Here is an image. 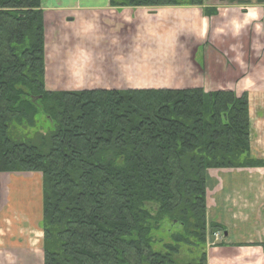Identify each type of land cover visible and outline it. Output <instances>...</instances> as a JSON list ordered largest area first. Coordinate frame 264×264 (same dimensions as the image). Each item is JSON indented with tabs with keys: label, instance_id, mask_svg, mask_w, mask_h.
<instances>
[{
	"label": "trees",
	"instance_id": "16d2710c",
	"mask_svg": "<svg viewBox=\"0 0 264 264\" xmlns=\"http://www.w3.org/2000/svg\"><path fill=\"white\" fill-rule=\"evenodd\" d=\"M204 3L110 0L216 12ZM44 34L41 0H0V172L41 174L43 264H207L208 233L224 231L206 217L207 170L264 167L247 95L51 88Z\"/></svg>",
	"mask_w": 264,
	"mask_h": 264
},
{
	"label": "crops",
	"instance_id": "0c3cea01",
	"mask_svg": "<svg viewBox=\"0 0 264 264\" xmlns=\"http://www.w3.org/2000/svg\"><path fill=\"white\" fill-rule=\"evenodd\" d=\"M210 6L207 16L191 6L41 0L45 75L55 62L58 75H122L123 85L101 88L245 93L250 153L264 159V3ZM123 75L154 79L129 85ZM206 202L208 222L224 228L207 235V264H264V167L207 170ZM42 208L40 173L0 172V264H43Z\"/></svg>",
	"mask_w": 264,
	"mask_h": 264
},
{
	"label": "rangeland",
	"instance_id": "374dc122",
	"mask_svg": "<svg viewBox=\"0 0 264 264\" xmlns=\"http://www.w3.org/2000/svg\"><path fill=\"white\" fill-rule=\"evenodd\" d=\"M114 1H120V0H114ZM214 2L218 3V5H236L235 3H229L228 0H205L204 6H210ZM184 7V6H183ZM190 7V6H187ZM195 8H199L202 10L201 6H191ZM203 12V11H202ZM136 42V41H135ZM88 65V64H87ZM70 67H75V65H71ZM58 63H51L47 67V86L51 88H59L63 89L66 88L68 85H71L74 88H81L82 86H94L98 88V86H121L123 85V80H120L122 75H58ZM72 69V68H71ZM46 73V68H45ZM126 78V82L130 84H145V82L152 81L154 77L152 75H123ZM157 76H166V75H155ZM110 82V83H108ZM42 119V114H40ZM44 118V117H43ZM33 131L35 129H32ZM217 232V231H216ZM214 232V233H216ZM165 237V236H164ZM166 238V237H165Z\"/></svg>",
	"mask_w": 264,
	"mask_h": 264
}]
</instances>
